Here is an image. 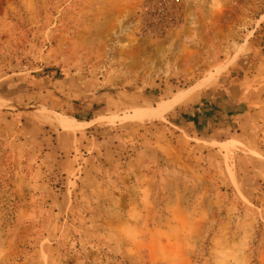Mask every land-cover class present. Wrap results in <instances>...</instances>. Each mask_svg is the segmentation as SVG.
<instances>
[{
  "label": "rangeland",
  "instance_id": "rangeland-1",
  "mask_svg": "<svg viewBox=\"0 0 264 264\" xmlns=\"http://www.w3.org/2000/svg\"><path fill=\"white\" fill-rule=\"evenodd\" d=\"M0 264H264V0H0Z\"/></svg>",
  "mask_w": 264,
  "mask_h": 264
},
{
  "label": "trees",
  "instance_id": "trees-1",
  "mask_svg": "<svg viewBox=\"0 0 264 264\" xmlns=\"http://www.w3.org/2000/svg\"><path fill=\"white\" fill-rule=\"evenodd\" d=\"M175 21V19H173Z\"/></svg>",
  "mask_w": 264,
  "mask_h": 264
}]
</instances>
